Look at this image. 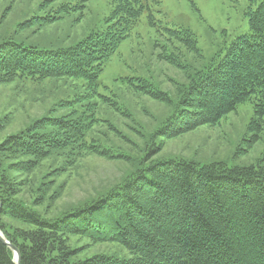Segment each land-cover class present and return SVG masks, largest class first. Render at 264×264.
<instances>
[{
  "label": "trees",
  "instance_id": "16d2710c",
  "mask_svg": "<svg viewBox=\"0 0 264 264\" xmlns=\"http://www.w3.org/2000/svg\"><path fill=\"white\" fill-rule=\"evenodd\" d=\"M158 3L111 0L106 28L70 47L48 50L4 42L0 82L69 77L83 79L95 89L106 61L145 15L151 27L170 33L198 54V41L190 30H175L158 19L154 6ZM249 3L248 32L225 45L189 78L172 113L157 130L162 137L172 139L202 125H215L239 104L250 102L254 115L249 136L236 155L262 139L264 0ZM131 84L154 98L169 99L166 93ZM81 117L43 118L0 143V230L19 249L21 264H264V151L255 165L152 160L100 200L56 218H45L25 206L18 199L21 182L13 173L31 172L53 151L83 147L90 124ZM159 151L151 147L149 155ZM5 217L29 228L8 232ZM69 236L118 243L128 256L97 254L77 260ZM0 264H17L1 239Z\"/></svg>",
  "mask_w": 264,
  "mask_h": 264
},
{
  "label": "rangeland",
  "instance_id": "374dc122",
  "mask_svg": "<svg viewBox=\"0 0 264 264\" xmlns=\"http://www.w3.org/2000/svg\"><path fill=\"white\" fill-rule=\"evenodd\" d=\"M157 1L158 19L175 30H190L197 38L198 54L170 33L151 27L145 15L106 61L95 89L83 79L69 77L0 82V143L43 118L89 120L83 147L53 151L31 172L13 173L21 182L18 199L43 217H60L100 200L152 160L181 158L230 166L259 162L264 132L248 152L236 155L249 136L254 115L250 102L239 104L215 125H202L172 139L157 133L189 78L225 45L248 32L249 0ZM111 10V0H0V44L12 41L48 50L70 47L93 31H103ZM131 82L166 93L169 99L154 98ZM151 147L159 153L150 156ZM4 221L8 232L29 228L11 218ZM68 243L77 260L97 254L128 256L114 242L69 236Z\"/></svg>",
  "mask_w": 264,
  "mask_h": 264
},
{
  "label": "water",
  "instance_id": "95a60500",
  "mask_svg": "<svg viewBox=\"0 0 264 264\" xmlns=\"http://www.w3.org/2000/svg\"><path fill=\"white\" fill-rule=\"evenodd\" d=\"M0 239L7 244V246H9V248L13 251L14 254V261L17 264H21L20 263V252L19 249L17 248V246H15L14 244H12L2 233V231L0 230Z\"/></svg>",
  "mask_w": 264,
  "mask_h": 264
}]
</instances>
